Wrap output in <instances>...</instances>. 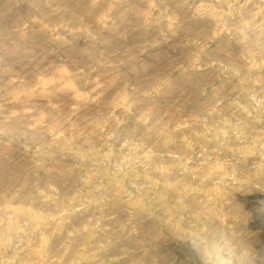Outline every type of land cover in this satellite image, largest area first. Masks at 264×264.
<instances>
[{"label": "rangeland", "instance_id": "1", "mask_svg": "<svg viewBox=\"0 0 264 264\" xmlns=\"http://www.w3.org/2000/svg\"><path fill=\"white\" fill-rule=\"evenodd\" d=\"M0 264H264V0H0Z\"/></svg>", "mask_w": 264, "mask_h": 264}, {"label": "built area", "instance_id": "2", "mask_svg": "<svg viewBox=\"0 0 264 264\" xmlns=\"http://www.w3.org/2000/svg\"><path fill=\"white\" fill-rule=\"evenodd\" d=\"M17 242L20 244V243H22V241L21 240H17Z\"/></svg>", "mask_w": 264, "mask_h": 264}]
</instances>
